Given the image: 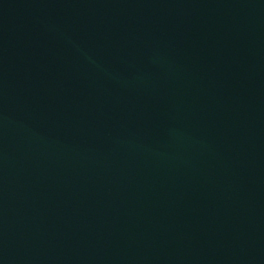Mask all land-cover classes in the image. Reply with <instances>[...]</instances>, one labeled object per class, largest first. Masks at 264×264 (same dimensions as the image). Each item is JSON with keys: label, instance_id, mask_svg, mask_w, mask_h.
Listing matches in <instances>:
<instances>
[{"label": "water", "instance_id": "obj_1", "mask_svg": "<svg viewBox=\"0 0 264 264\" xmlns=\"http://www.w3.org/2000/svg\"><path fill=\"white\" fill-rule=\"evenodd\" d=\"M0 264H264V0H0Z\"/></svg>", "mask_w": 264, "mask_h": 264}]
</instances>
